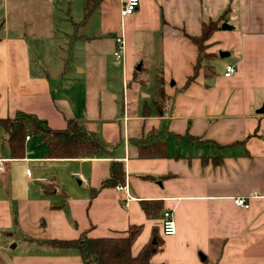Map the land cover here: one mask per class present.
<instances>
[{"label": "crops", "instance_id": "1", "mask_svg": "<svg viewBox=\"0 0 264 264\" xmlns=\"http://www.w3.org/2000/svg\"><path fill=\"white\" fill-rule=\"evenodd\" d=\"M124 1L0 0V120L26 114L56 130L79 119L107 145L94 158L52 159L32 131L13 159L0 124V264H83L77 248L50 242L130 233L132 256L152 248L157 264H264V0H140L123 18ZM219 17L208 52L229 56L185 88L198 57L190 38ZM157 141L166 157L138 156ZM112 161L123 162L125 184L102 188ZM143 201L163 211L147 216ZM166 210L173 236L163 235Z\"/></svg>", "mask_w": 264, "mask_h": 264}, {"label": "trees", "instance_id": "2", "mask_svg": "<svg viewBox=\"0 0 264 264\" xmlns=\"http://www.w3.org/2000/svg\"><path fill=\"white\" fill-rule=\"evenodd\" d=\"M91 7L87 2L83 22H86ZM221 28V17L204 21L201 26V34L190 38L196 45L198 57L193 67V75L187 79L185 88L198 77L201 71L204 75H213L210 63L218 58V54L209 53L207 42L212 34ZM166 99L164 81L159 78L155 93V105L162 114L161 108ZM1 126L9 134V149L13 159L25 157L26 137L32 131H39L45 135L48 148L47 156L52 159H79L94 158L106 152L107 145L100 138L89 134L79 119L67 120L63 129L52 130L44 121L34 116L19 114L14 120H0ZM138 156L166 157V144L157 141L153 144L141 143L138 145ZM125 184V169L123 162L112 161L110 165V178L102 184L104 187H119ZM143 208L147 216H157L163 211V205L159 201H143ZM53 246L60 248H77L82 256L83 264H157L152 262L153 249L148 248L139 257H133L131 253L132 233L127 237H102L93 238L87 234L74 240H52Z\"/></svg>", "mask_w": 264, "mask_h": 264}, {"label": "built area", "instance_id": "3", "mask_svg": "<svg viewBox=\"0 0 264 264\" xmlns=\"http://www.w3.org/2000/svg\"><path fill=\"white\" fill-rule=\"evenodd\" d=\"M140 0H125L124 4L121 8V16L128 17L135 13L139 6ZM116 50L114 52L115 59L117 61H122L125 56V44L124 37L117 36L116 37ZM235 72L234 66H228L226 68V77H231ZM6 171L5 161L0 159V172L4 173ZM234 204L239 208L249 209L250 205L248 203V199L246 197H237L234 198ZM176 222L173 216V212L171 210H166L163 213L162 218V231L164 236H173L176 233Z\"/></svg>", "mask_w": 264, "mask_h": 264}, {"label": "rangeland", "instance_id": "4", "mask_svg": "<svg viewBox=\"0 0 264 264\" xmlns=\"http://www.w3.org/2000/svg\"><path fill=\"white\" fill-rule=\"evenodd\" d=\"M49 51H50V50H46V54H47V55L49 54ZM51 51H52V50H51ZM56 51H57V53H60V50H56ZM66 52H67V51H66ZM106 58H107L108 60H110L111 62H112V61H113V62H116V61H114V59H113L114 57L112 56V53H110L109 50L105 52V57H104V59H106ZM117 64H118V62H117ZM97 67H98V66H97ZM113 67H115V65H114ZM99 68H100V67H99ZM76 72H78L77 69H76ZM97 72H99L98 69H97ZM115 73L118 74V75H116ZM113 74H114V76H116V77H120V76L122 75V67H121V64H119V67H116L115 72L113 71ZM142 75L144 76V75H146V73L143 72ZM115 85H116V83H115ZM115 89H116L115 91H117V92L119 93V95L122 94V87H121L120 84L117 85Z\"/></svg>", "mask_w": 264, "mask_h": 264}, {"label": "water", "instance_id": "5", "mask_svg": "<svg viewBox=\"0 0 264 264\" xmlns=\"http://www.w3.org/2000/svg\"><path fill=\"white\" fill-rule=\"evenodd\" d=\"M222 28L230 29V27H229L227 24H223V25H222ZM219 56H220L221 58H224V57H226V56H229V53H228V52L221 51V52H219ZM140 67H141V66L139 65V66H138V70L140 69ZM258 111H259V113L264 114V105H263L262 108L259 109Z\"/></svg>", "mask_w": 264, "mask_h": 264}]
</instances>
